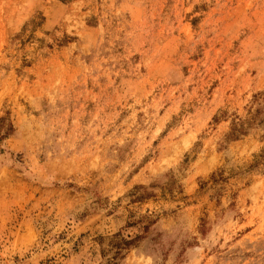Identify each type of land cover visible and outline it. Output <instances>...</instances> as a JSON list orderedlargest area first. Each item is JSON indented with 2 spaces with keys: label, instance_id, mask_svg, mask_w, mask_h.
I'll use <instances>...</instances> for the list:
<instances>
[{
  "label": "rangeland",
  "instance_id": "rangeland-1",
  "mask_svg": "<svg viewBox=\"0 0 264 264\" xmlns=\"http://www.w3.org/2000/svg\"><path fill=\"white\" fill-rule=\"evenodd\" d=\"M0 264H264V0H0Z\"/></svg>",
  "mask_w": 264,
  "mask_h": 264
}]
</instances>
